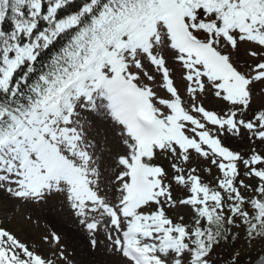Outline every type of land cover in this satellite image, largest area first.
Here are the masks:
<instances>
[{
    "label": "snow or ice",
    "instance_id": "snow-or-ice-1",
    "mask_svg": "<svg viewBox=\"0 0 264 264\" xmlns=\"http://www.w3.org/2000/svg\"><path fill=\"white\" fill-rule=\"evenodd\" d=\"M0 264H264V0H0Z\"/></svg>",
    "mask_w": 264,
    "mask_h": 264
}]
</instances>
